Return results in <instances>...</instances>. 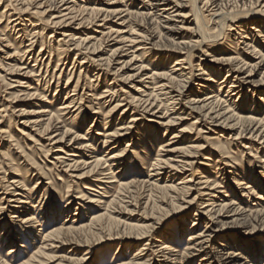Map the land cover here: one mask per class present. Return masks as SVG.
<instances>
[{
    "label": "rangeland",
    "instance_id": "rangeland-1",
    "mask_svg": "<svg viewBox=\"0 0 264 264\" xmlns=\"http://www.w3.org/2000/svg\"><path fill=\"white\" fill-rule=\"evenodd\" d=\"M7 1L8 0H1L0 13L1 11H3L4 6L7 5ZM73 1L77 3L79 0ZM95 1L96 7L103 8L99 1L107 2L108 0ZM133 1L134 2L131 1L127 4L129 5V13H132L134 15L136 14V11L142 9V4L139 2L140 0ZM144 1L147 2L148 0ZM196 1H198L196 2V8L200 11V15L206 16L207 5L205 3L207 0ZM263 1L261 3H263ZM19 2L15 3L14 1L12 5L20 11H16L17 13H14L12 10H10L7 13L10 16V21L18 17H25L23 19L28 18L27 13L21 12V8L23 10H25V8L22 2ZM238 2L239 0H224V2H222V5L224 7H230L231 10H233L234 12L236 11V13H239L242 16L246 11L243 9H248L249 4L245 5L243 8ZM81 4L83 6L85 2L79 3V5ZM190 6L191 2L189 3L188 1V3H185V7L178 11L179 15L185 16L187 17V19H174V21L177 22H174L177 27L179 26L182 29L180 31L181 34L179 35V37L177 36L175 38V42L187 43L191 40H193L192 42L196 41L195 39H191L194 35L196 27H194L195 24L194 22H192L193 16L189 13L191 9ZM107 7L109 8V6ZM111 7L113 8V10L124 11V7H121L120 5H114ZM44 8H42V10ZM29 9H31L28 11L29 14L34 12V8H32L31 6L29 7ZM42 10L38 9V11ZM21 13L23 16L20 15ZM45 14L48 16L49 14L53 13L48 10ZM46 15H39L41 20H43L42 23L40 22L39 26L43 29L41 37L47 44L50 41V44H52L53 48H55L58 39L63 38L61 37L62 31H60V29L57 30L50 27V24L47 25V22H45V19L47 18ZM39 16L37 17L35 15H32L29 17L32 21L37 22L38 19L36 18H39ZM125 16V13H123L108 17L105 22V24H107L105 25V28L108 26L114 27L113 23H117V25L120 24L122 20L119 19H123ZM80 18L81 17H77L78 20ZM99 19H102V16ZM74 23H77V21H74ZM130 23H133L132 27L134 31V36L143 37L144 34V38L146 41L143 38H139L137 41L138 43L134 45V48L127 51V49H129L131 46L126 45L123 50L125 52L120 53L119 56H116V58H114V62L112 63L110 72L106 74V81L108 84L112 83L114 73L120 71L118 74L119 77H116L114 79V84H111L110 86L111 88L114 87V90L118 93L119 98L116 99L115 102H113L109 107H107L108 104H106V106L102 108H100V106L98 105L99 102L97 101H93L92 104L88 102L89 98L87 97V95L98 96L105 91V83L103 84L102 71L100 72V81L98 83H95V74L96 72H98V68L95 66V64L89 62V60L93 59L96 62L98 60V56L105 58L107 57V55H109L112 50L118 49L119 46L115 44V41L108 42V44L105 45L106 41L104 42V40L106 37L101 36V26L98 27V25L102 24L101 20L96 21L93 25H86L84 27L86 31L85 33H90L93 30L97 32L94 35V38L96 36L97 39H104L101 50L99 52L96 51L95 54H88V52H81L83 54H80L79 52L72 51L64 53L62 55V60L60 61V67H56L57 56L55 51H53V56L51 57H49L48 53L45 54L43 52L42 55H37V51H39V44L41 41L37 38V44L34 45V52L32 55L33 58H37L36 55L38 56L37 62L34 63V60L32 58L29 60L23 59L21 61L22 52L20 51L22 49L16 51L19 52L18 54H14L13 51L18 47V45L15 44L17 41H20V39L24 37L22 46L27 45L28 43L26 41L32 39V37H34L33 34L36 33L32 29V26H29V23H21L23 27L21 26L13 29L10 25L6 28L5 32L2 33L3 37H0V39H2L0 40L1 69L6 71L5 68H8V65H16L18 66V69H21V67L23 66L26 69L17 72L18 74L16 75H6L5 72H1L0 70V76H5L6 78V82L4 83L0 79V110L2 109L4 111L0 113V156H5L4 158H7L9 156V158L5 159L6 161H3V159L0 158V163H3V165H1L0 167V201L4 198L3 207L5 206L6 208L3 212L4 214H0V239H2L3 229L4 227H6L5 225L9 223V217L12 213V210L9 209V207L13 205L5 202L10 200L11 198V196L6 195L5 193L7 192V194H11V192L17 191V193L21 194L22 191L15 189V187H11V191H5V185L6 182H10L13 178H15L14 175H20L16 177L15 180L18 181L26 177V179L24 180V185L26 186L24 189L26 193L29 192L31 188L35 185L38 188V190L36 188L30 194L29 200L25 199L30 204L24 205V210H22L23 213L20 215L21 217L28 215L33 205L36 207H43L45 209H49L52 205L57 206L61 210L65 208V213L61 217H57L54 220L50 219L51 216H45L43 215V213L40 214V216L38 217L39 221L41 224H44V227L46 229H50V227L56 226L63 227L62 229L64 230L65 228L69 227L73 221L75 226H87L91 219V215L103 214L104 212H107L109 217H111V220L108 224L109 226H103L102 229L99 231L85 232L79 234L63 233L60 241L58 243H54L53 249L51 251H46V254H51L49 255L48 259L42 260L41 258H37L38 262L44 261L43 264H122L128 262L129 259L133 258L134 255L137 254L138 247H141L144 244L148 245L146 246V248H148L149 251L142 252L141 255L147 253V261L149 262V264H160L163 258H161L162 256L155 254V251H158V248H154L157 244H154L153 240L157 239L158 237L167 239L172 235L171 232L173 230H182V232L190 230V228L192 227V222L195 219L198 220L196 222L198 226L194 228L197 233L203 232L205 229V224L209 223L211 227L210 232L213 233L215 236V238L209 243L208 249H206L208 253H213L223 249L219 248V245H224L225 241L229 243L239 240L240 246L238 247H242V249L246 250V252L242 250V255L245 258V260L243 259L241 261L242 263L245 262V264H264V226L261 225V221L264 217L262 218L260 216H254L256 215V212H260V210L261 212L262 210L264 212V149H262V147L258 145V142L248 139L247 135H244L245 138H239L238 140L234 141L237 131L227 132L226 129L218 128V123H215V120L204 121L203 118L198 117V112H194L191 109L189 110L187 101H184L180 105H177L178 107H176V109H182L181 111H178L179 117H170L178 120L175 121V124L173 126L168 127H162L161 125L157 126V124H153L161 122V120L157 119L156 117L162 116L161 114H163L162 112L164 111L162 110V107L157 111L156 108H154V110L148 112V114H145L141 109L136 107L135 104H133L132 107L128 108V110H130L127 112L125 123L126 125H129L131 127L130 131H132V135L134 136V138H138L139 135L141 136L143 126L150 125V127L152 126L157 129L159 140L150 143L144 141L143 146L138 145L137 148L136 145H133L136 144V141H132L133 136L130 134L128 138L122 140L120 144L115 145L117 147L116 150H108L106 155H108V153H117L122 151L126 141L130 140V144H132V147L128 148L130 152H128L129 154L127 155V168H125V170H122L117 166L113 167L112 172L114 174L113 177L115 179L113 180L112 184H101V187L105 190L104 192L98 190V193H87L83 190L84 186H94L95 183L91 182L88 179H77L79 175L83 173L82 168H79V170H76L75 172H68L66 170V167L64 166L60 167V165H57V170H53V168L49 164L52 162L49 155H53V151L56 148L55 146H49L51 145V143L46 141L49 136H43L38 132L40 128L39 126L45 123V121L43 120H45L46 117H44L43 119H36L35 117L39 116L36 115V113L41 109V107H49L47 108L48 111H52L54 113V110H57L62 106L61 104L69 102L65 100V98L67 97L66 93H70L72 88L75 86L80 67H82L80 74L83 75V77H81L79 87L77 88V91L75 93L79 96H81L82 93L85 94V97L83 98L84 100L82 101V104L80 106L83 110V117L86 118H83V122L81 119H74L75 114L77 112L73 113V111L77 109V107L79 106L78 104L71 110L59 113V115H62L59 119L60 124H57L55 126L57 127L56 130H60L61 128H63V130L65 128L71 130L70 135L65 138L64 142L66 143V146L64 147H66V151H69L71 149L75 152V158L72 159L80 162H91V159L83 158L84 155H82V153L84 151H79L80 145L78 144H80V142H72L70 144L69 142L72 138H74V135L83 137L88 134V138L95 135V133L99 132L101 128H98L97 126V128L93 127V129L89 130L91 128V121L93 118H95L96 121L100 122V124L102 125L103 114H106L110 107H113L115 104L118 103V101L122 100H125V102H122V104L127 105V103L130 102L129 99H127L129 95L139 98V96L136 95L137 91L138 93L142 94V91L147 92V88H151V86H148L146 88L145 86H138L135 88V90L137 91H131L130 88L133 87H130V84L125 85V82L120 79L121 75L125 79L126 77L132 75V70L140 66L141 62L142 66L146 67V70H144L142 73L143 77L145 78V74H147L146 76H149L150 74L156 71L159 74L163 72L166 73L169 70V67L172 65L171 63L173 59H183L185 55L187 56V53L191 55L192 57L190 56L189 61L192 64V69H190V67L186 64L182 65V67H178L180 70H184L183 74H186V79L184 78V80L186 81L183 80L182 85L185 86L184 96L185 98H188V96H191V91H195L196 85H198L199 81H201L200 79H207V76L209 74L208 68H217L216 65L213 64L212 58H217V56L220 57L224 54L230 55L229 50L234 51V49H230L229 47H227L226 44L236 48L235 43L239 42V45L237 46L236 50L238 53H240V58H242L243 60H247L246 62H251V64H255L258 62V56H255L251 53L253 47H255L256 51L264 53V33L259 34L253 31L249 32L251 36L248 37V40L243 41V39L239 38V35L242 34L243 31L239 32L238 35H235V33L237 32H227V30H224L225 33L221 35L222 37L218 36L221 41L218 39L217 42H210L206 44V46H201L202 48L197 47L193 50L188 49L183 51L184 54L182 52H178L177 50L176 51L178 53L176 51L167 52L164 49H169L171 43L169 41H162V43L158 41V39L156 38L159 34L155 32V29H153L154 31L150 29L153 27L143 24L144 22L139 17L134 18V16ZM6 25L7 20L6 18H3L0 23V32H3V28ZM205 25H207V23H205ZM125 26L127 27L128 24H125ZM210 27L213 26L210 25ZM250 27L251 26H248V29H250ZM127 30L128 29H123V31ZM48 36H51L52 38L48 40ZM227 37H229L230 41ZM112 38H114V36ZM143 46L149 51V53H147L146 55L145 60L142 59V61L140 62H133L135 63V65L127 63L129 62L132 53L139 49H143ZM163 55L165 57H170L171 59L169 62H164L162 65H158L162 66V69L157 68V64L152 63L151 57L156 56V59L163 60ZM85 57L87 58L85 60L86 64L80 66L81 61ZM96 65L98 64L96 63ZM88 66L89 69L87 68ZM84 68L88 69V72L86 74L87 76L85 77L83 71ZM29 69H32L33 71V73H31V76H21L24 72L28 71ZM202 69L204 70L203 72L206 73L205 75H201L203 73L201 71ZM226 69L220 72L221 78L225 77ZM189 72L191 75L189 74ZM263 73L264 66H261V68L254 72L253 76L251 78H248L247 80L257 82L261 78V75H263ZM231 74L232 73H230V76ZM52 75L53 78L51 79ZM246 75L247 74L245 72L241 76V78L246 77ZM68 77H72L70 78L71 81L68 80ZM220 77H218V79H213L214 83H211V86L214 87L215 91H217L216 87L219 81H225L227 79V77H225V79L219 80ZM85 78H87V80H85ZM91 79L93 82L90 84L87 83L88 80L90 82ZM17 80H19V82ZM228 80H226L223 85L222 91L219 94L220 98L227 102L226 105L234 102L236 106L249 110V106L246 105L245 100L248 99V101H250L251 103L252 95L250 93H245L246 96L244 95V99H235L234 96L224 98L226 96V90L228 89L227 87H224L227 86ZM138 81V79L134 80V86L138 85ZM158 81L159 80H156V82ZM162 82L166 83L165 81ZM145 83H149V81L145 80ZM8 84H10L13 88H9L7 86ZM88 84L90 86L92 85V87H98L87 88L89 86ZM172 87H174V89L179 88L177 83L172 85ZM25 88H27L28 91H24ZM56 89L58 90V93L55 92ZM35 91L36 93L34 94ZM26 93H29L31 97H26ZM207 93L209 92L204 90L200 94H192L191 98L198 99V101H201L204 99V96ZM38 94H40L41 96L37 97ZM259 94V92H256L257 96H259ZM54 95H56L55 98H53ZM77 98L78 97L76 96L75 99ZM144 98L145 97H142L141 100H143ZM262 98L264 99V97ZM49 101L52 102L50 106H48ZM101 103H103V101H101ZM90 106H92V108L89 111L88 108ZM92 109L94 112H98L99 114L96 116H92ZM123 109L124 108H122L118 114H121V111ZM256 109L260 110L258 112V115L260 118H262L264 116V102H257L254 107V110ZM69 112L70 114H68ZM153 112L155 113L154 115H156L155 117L151 116ZM133 115L135 118L133 117ZM131 117H133L135 121L131 122L130 124L129 122L131 121ZM198 118L199 121L193 124L191 127V129L193 130H188V127H190L189 125L194 123ZM118 123L119 121L116 122L114 120L110 124L116 125ZM95 124H93V126H95ZM164 129H166L165 132ZM215 129L217 131L214 132ZM180 130L186 131L183 133H179L178 131ZM198 130H201L200 133H202L199 136H197ZM8 133L12 137L10 141L12 143L11 145H9V139L8 137H6L8 136ZM174 136L176 137L173 138ZM205 139L209 140L208 143L207 141H204ZM212 139H216L219 140L221 143H224L222 147L224 148V151L228 152V155H222L221 157L219 155L220 153H217L215 151L216 148L215 146H213L214 141H212ZM161 142H164L163 145H168V143L169 145L163 147V151L158 152V145ZM82 143H85V141H83ZM15 144H18L21 150H18L17 147L14 146ZM94 145L98 148V151L104 150L103 138L96 137ZM40 146L45 147L46 149H52L46 159H44L45 155L44 153H42L43 151H37L41 148ZM255 148L259 150L257 151ZM133 150L136 153L135 157H131L133 156ZM172 150H175L177 152L172 154L167 152ZM21 151L24 152V154H21ZM186 151L195 152L196 154L194 156H189ZM183 153L187 154L189 158L183 156ZM23 155L30 156V159L33 160L34 163L42 167L43 172L47 176L43 177L41 174L39 175L36 170L34 171L33 169H31V162L27 160L25 162ZM167 155H170L172 157H168ZM86 156H88V154ZM158 156H161L159 157L160 159L170 160L169 162L171 165H174L176 162L177 164H179V168L181 167V165H183V163H191V169L190 167L185 166L184 171H181L179 169L178 172H176L170 169V165H161L160 169L158 171L156 170L157 173H155L154 171H152V167H150V165L154 163L155 159ZM225 157H227L228 159ZM10 162H12V164H10ZM27 164H29V166H27ZM216 165L218 168L217 170H215ZM11 168H16L20 172H15ZM27 170H29L28 174H26ZM150 170L151 172H149ZM190 170L193 173V178L191 180L193 183L186 185H178L180 183H183L181 181L182 178L189 177L191 175ZM65 172L67 173L65 174ZM235 173H237L238 175L241 174L237 179H242V174H244L243 179H245V181H243V184L245 186H235L233 182V177ZM202 176L204 178L208 177L210 181L217 180V182H219L221 188L216 190L213 195L215 196V202H217V204L220 203L218 201L232 199L236 203V205L240 206L242 212H244V215L247 216L249 214H252V217H250L249 219L250 222H248L246 225H240V223L238 222H231L230 220L223 218L222 223H218L217 220L211 223L209 222V220H207L206 216H201L199 214L201 211L200 207H202V203L205 202L204 200H206L207 198L202 197V195L212 193L208 190L211 187L205 188L206 185L201 184L202 182H204V179H200V177ZM247 177L254 178L253 182H250ZM105 180L106 179H104L103 181L106 182ZM148 180H156V187L175 186L173 190L169 191V194H171L172 196H176L175 202L173 204H170L169 200L167 199L165 200V203H163V193L161 192L160 194L155 189L152 190L153 188L151 189L152 191L149 190L150 188L147 187L149 185L147 184ZM255 181H259L260 184H255ZM127 183H133L131 189H123L121 191L118 190V185H125ZM247 185L253 188V190H251L250 187L247 190H243ZM188 186L193 187L190 188L189 194H186V196L182 199L181 195L183 194V192H179V190L182 187L186 188ZM18 187L20 189L21 186L18 185ZM67 187H70V189H67ZM92 188L97 190L95 187ZM175 189H177V191ZM149 191H151V200H149L148 205L145 206V202L147 200L146 198L149 195ZM255 193L256 195L259 194L258 196H261L262 199L258 200V196H255ZM84 194L86 196L94 197L96 200L101 199V204H87V200L84 199L86 197L80 198ZM225 194H227V197L229 198H225ZM68 199L70 200V204L67 205ZM111 200H114V203H112L113 205H110ZM34 209L36 210V212L38 211L37 208ZM74 214H76V216L73 217ZM195 214L199 215V217L194 218ZM259 218L262 219L259 220ZM183 223H185V225ZM36 230L37 231L34 232V239L33 236H28L30 237V239L32 238V241H23V239L28 238L26 237L27 235L25 233L20 234L22 236L12 237V240L10 239L11 241L9 240L7 243H5L3 240H0V242L2 243V247L0 248V258L2 260H6L7 264H23L24 262L29 260L30 256L36 252L37 245H40L42 243V235L39 233L40 230L38 228ZM147 231L149 232L148 237L146 236V238L137 241L129 240L128 238L124 237L125 235L137 234ZM14 232L17 233L15 230H13L12 233ZM14 239H16V241ZM186 243L187 236L185 235V237L180 240V247L185 248ZM15 244L16 247L14 246V249L16 253L9 254V250L12 249L13 245ZM254 246L256 247V249H252ZM247 247L250 248L249 251ZM227 250L231 251L232 253H235L234 255L241 252L238 251L237 247L231 248L230 246H228ZM200 259L196 258L194 260H191L190 264H202L200 261H198Z\"/></svg>",
    "mask_w": 264,
    "mask_h": 264
},
{
    "label": "bare ground",
    "instance_id": "bare-ground-1",
    "mask_svg": "<svg viewBox=\"0 0 264 264\" xmlns=\"http://www.w3.org/2000/svg\"><path fill=\"white\" fill-rule=\"evenodd\" d=\"M14 1H15V3L19 2V1L22 2L25 10H23L21 8V12L27 13L28 18L23 19L25 17H23V18H20V17L16 18L15 17L16 19L13 18L14 20L11 19L12 21H10V16L7 13L10 10H12L14 13H17L16 11H20V10H17L12 5V3ZM109 1H111V2H109ZM131 1L134 2L133 0H108L107 2L99 1V3H101V6L103 7V8H99V7L95 6V4H96L95 0H84V1L79 0L78 1L79 3L85 2V4L83 6H82V4L79 5L78 2L76 3L73 0H40V1H37V0H25V1L24 0H8L7 5L4 6L3 11H1V13H0V23H1V20L3 18H6V20H7V25L3 28V32H0V37L3 35L2 33L5 32L6 28L10 25H11V28L13 29V28L21 27V26L23 27V25H21V23H26V22L29 23L30 24L29 26H32V29L36 33L33 34L34 37H32V39L26 41L28 43L27 45L22 46L24 37H22V39H20V41H17L15 44H17L18 47L13 51L14 54H16V53L18 54L19 52H16V51L22 49L20 51V52H22L21 61L23 59L29 60L32 58L34 60L33 62L35 63V62H37L38 56L42 55V52L45 54L48 53L49 57H51V56H53V51H55L56 56H57L56 57L57 58L56 67H58L59 65H61L60 61L62 60V55L64 53H68V52L72 51V52H79L80 54H83L84 52H88V54L89 53L95 54L96 51L99 52L101 50L104 39H101V38L97 39L96 36L94 38V35L97 33L96 31L92 30L90 33H85L86 31L84 29V27L86 25H93L96 21L101 20L102 24L98 25V27L101 26V30L99 28L101 36L106 37L104 40V42L106 41L105 45L108 44V42H111V41L114 42L115 41V44L119 46L118 49L112 50L109 53V55H107V57H105V58L98 56V60L96 62L93 59L89 60V62L95 64V66L98 68V69L96 68L98 72H96V74H95V76H96L95 81H94L95 83L96 82L98 83L100 81L99 77L101 75L100 72L102 71L103 84L105 83V91L98 96L87 95V94L86 95L89 98L88 99L89 103L92 104L93 101H97V102H99L98 105L100 106V108H102V107L106 106V104H108L107 107H109L113 102H115L116 99L119 98V95L114 90V87L111 88L110 86H111V84H114V79L116 77H119L118 74L120 71H118L117 73L116 72L114 73V75H113L114 78H113L112 83L108 84L106 81V76H107L106 74L110 72V68L112 66V63L114 62V58H116V56H119L120 53L125 52L123 50L126 47V45L131 46L129 49H127V51H128V50L134 48V45H136L138 43L137 41L139 38H143L145 40L144 34H143V37L134 36V33H133L134 31H133V27H132L133 23H130L133 16H134V18L139 17L144 22L143 24L153 27L150 29L151 30L155 29V32H157L159 34L158 37L156 38V39H158V41H160L161 43H162V41L163 42L169 41L171 43V46H170L171 49L170 48L164 49L167 52L177 50L178 52L183 53V51L188 50V49L193 50L197 47L202 48L201 46H206V44H208L210 42H212V43L217 42V40L219 39L218 36H221L225 33L224 30L225 31L227 30V32L235 31V32H237V33H235V35H238L239 32L243 31V33L239 35L240 36L239 38L243 39V41L249 39L248 37L251 36V34L249 32L253 31V32L259 33V34L264 33V1L263 0H239L238 3L241 4V6L243 8L245 5L249 4L248 9H243L246 11H245L244 15H242V16L239 13H236V11L234 12L233 10H231L230 7H224L222 5V2H224V0H207L205 3L207 5L206 6L207 15L205 14L206 16L200 15V11L196 8L197 7L196 2H198L196 0H148L147 2H145L144 0H140L139 2L142 4V7H141L142 9H139V11H136L135 12L136 14L133 15L132 13H129V10H128L129 5L127 4L128 2H131ZM188 1H189V3L191 2V6H190L191 9H190L189 13L193 16L192 22H194V24H195L194 27H196L194 35L191 39H195L196 41L192 42L193 40H191L187 43H178V42H175V38L177 36L179 37V35L181 34L180 31L182 29L179 26L177 27V25L174 23V22H176V21H174V19L175 18L187 19V17L179 15L178 11L180 9L184 8L185 3H188ZM235 1H237V0H235ZM262 1H263V3H261ZM0 2H1V0H0ZM114 5L115 6L120 5L121 7H124V11L113 10V8L111 6H114ZM30 6L32 8H34V12H32L31 14L35 15L37 17L39 15H46L45 13L48 10L53 13V14H49L48 16L46 15L47 20L45 19V22H47L46 23L47 25L50 24L51 26L50 25L49 26L54 28V29H57V30L60 29V31H62L61 37H63V38L58 39V41L56 42L55 48H53V45L50 44V41L47 44V43H45L44 39L41 37L43 29H42V27H39V26H40V22L42 23L43 20H41L40 16H39L40 19L36 18V19H38L37 22L36 21L34 22L30 19L29 16H32L31 14L28 13V11L31 10V9H29ZM107 6H109V8ZM42 8H44V9L42 10ZM38 9L39 10L41 9L42 11H38ZM123 13H125L126 16L123 19H119V20H122L120 24L117 25V23H113L114 27L108 26L105 28V25H107V24H105V22L108 19V17L123 14ZM20 15H22V13ZM101 16H102V19H99ZM77 17H81V18L78 20ZM74 21H77V23H74ZM205 23H207V25H205ZM125 24H128V26L126 27ZM210 25H212L213 27H210ZM248 26H251L250 29H248ZM123 29H128V30L123 31ZM246 29H247V31H246ZM113 36H114V38H112ZM257 37H258V35H257ZM260 37H263V36H260ZM36 38L40 39L41 41L39 44V51H37L38 56L36 55L37 58H33L32 55L34 52V45L37 44ZM50 38H52V37L48 36V40H50ZM227 38L229 40V37H227ZM0 40H2V39H0ZM255 44H256V42H255ZM238 45H239V42L235 43V46H236V48H235L233 46L226 44L227 47H229L230 49H234V51L229 50L230 55L224 54V55H221L220 57L217 56V58H212V62H213V64L216 65L217 68H208L209 74L207 76V79H205V78L200 79L201 81H199V84L196 85V87H195L196 93H195V91H191V93H190L191 96H188V98H185V96H184L185 86L182 85V82H183L186 74H183L184 70L182 71L178 68V67H182V65L186 64L190 67V69H192V64L189 61V58L191 55H189L188 53H187V56L185 55L183 59H179V58L174 57L175 59H173V61L171 63L172 65L169 67V70L166 73L163 72V73L159 74L156 70H154L156 72H153L149 76H146L147 74H145V78H144L142 73L144 70H146V67L142 66V62H141V65L138 66L136 69L132 70L133 74L126 77V79L123 78L121 75L120 79L125 82V85L130 84L131 85L130 87H133V88H130L131 91H137V90H135V88L138 86H141V87L145 86V88L148 86H151V88H149V89L147 88V92L142 91L141 92L142 94L138 93V91H137L136 95H138L139 98H136L135 96L129 95L127 99H129L130 102L127 103V105H123L122 102H125V100H122V101H118V103L115 104L113 107H110L109 110L106 112V114H103L102 125L100 124V122L96 121L95 118H93L91 121L92 125H91V128L89 130L93 129V127L97 128V126H98V128H101L99 130V132L95 133V135L91 136L90 138H88V134H86L83 137H79V136L74 135V138H72L70 140L69 144L72 142H74V143L80 142V144H78V145H80L79 151H84L82 153V155H84L83 158L91 159V162H86V161L80 162V161H75L74 159H72V158H75V155H76L75 152L72 151L71 149L69 151H66V147H64V146H66V143L64 142L65 138L70 135L71 130L67 129V128H65L64 130H63V128H61L60 130H56L57 127L55 126L57 124H60L59 119L61 118L60 116H62V115H59V113L71 110L75 106H77L78 104H79V106L77 107V109H75L73 111V113L77 112L75 114L74 119L75 118L81 119L83 122L84 119L86 118V117H83V110H82V107L80 106L82 104V101L84 100L83 98L85 97L84 96L85 94L82 93L81 96H79L78 94L76 95V93H75L77 91V88L79 87L80 79H81V77H83V75L80 74L81 68H82V67H80V71H79L75 86L72 88L70 93L69 92L66 93L67 97L65 98V100H67L69 102L61 104L62 106L59 109L54 110V113L52 111L51 112L48 111L47 108H49V107H41V109L36 113V115H39L38 117H35L36 119H43L44 117H46L45 120H43V121H45V123H43L39 126L40 128H39L38 132L43 136H49L46 141L51 143V145H49V146H55V148H56L53 151V155H49V152H51V150H52L51 148L46 149L45 147L40 146L41 148L37 151H43L42 153H44V155H45L44 159H46V157L48 155L50 156L52 162L49 164L51 165L53 170H57L56 169L57 165H60V167L61 166L66 167V170L68 172H70V171L75 172L76 170H79V168H82L83 173L81 175H79V177L77 179L78 180L88 179L91 182L95 183L94 186L93 185L84 186L83 190L86 191L87 193H89V192L98 193L97 192L98 190L104 192L105 190H104V188L101 187L102 186L101 184H104V185L105 184H112L113 180L115 179L113 177L114 174L112 172L113 167L117 166L120 169L125 170V168H127V165H128L127 155L129 154L128 152H130L128 150V148L132 147V144H130V142H131L130 140L125 142V146L122 149V151L117 152V153H108V155H106L108 150H110V151L116 150V148H117L115 146L116 144L117 145L120 144L122 140H125V138H128V136L130 134L131 135L133 134L132 131H130L131 127L129 125H126V123H125V120L127 117V112L130 110V109L128 110V108L132 107L133 104H135L136 107L141 109L145 114H148V112L153 111L154 108H156V111H157L162 107V110H164L162 112L163 114H161L162 116L159 115L161 117H156L157 119L161 120V122L153 123V124H155V125L157 124V126L161 125L162 127H168V126H173L175 124V121L178 120V119L171 118L170 116L179 117L178 111H181L182 109H180V108L176 109V107H178L177 105H180L184 101H187V105L189 106V110L191 109L194 112H198L197 113L198 117L203 118L204 121L205 120H209V121L215 120V123H218V126H217L218 128L226 129L227 132H232V131L236 132L237 131V134L235 136L234 141L238 140L239 138H245L244 135H247L248 139H251L255 142H258V145H260L262 147V149H264V116L262 118H260L258 115V112L260 110L259 109L254 110L255 104L257 102H264V99L262 98V97H264V94H263L264 90H261V89H264V73H263V75H261V78L257 82H252L250 80H247L248 78H251L253 76L254 72L259 70L261 68V66H264V53L256 51L255 47H253V49L251 50V53L255 56H258V58H257L258 62L255 64H251V62H246L247 60H243L242 58H240V53H238L236 50ZM139 46H141V45H139ZM155 46H157V45H155ZM63 48H64V50H63ZM142 48L143 49H139V50L133 52L129 62H127V63H131V64L135 65V63H133V62H135V61L140 62V61H142V59L145 60L146 55H147V53H149V51L147 49H145L144 46ZM229 48H227V49H229ZM81 52H83V53H81ZM223 52H226V51H223ZM224 56H226V57H224ZM213 57H215V56H213ZM151 58H152L151 59L152 63L157 64V66L162 65L164 62L165 63L169 62L171 59L170 57H167V56L165 57L164 55H163V58H164L163 60L156 59V56H153ZM86 59L87 58L85 57L81 61V63H80L81 65L80 64L79 65L80 66H82L83 64L85 65ZM96 63L98 65H96ZM0 65H1V62H0ZM47 66H48V64H47ZM157 66H155V67H157ZM7 67L8 68L3 67V68H5L6 71L2 70L0 67L1 72H5L6 75H14V74L16 75V74H18L17 72H20L21 70L26 69L23 66L21 67V69H18V66H16V65H14V66L8 65ZM161 67L162 66H158L157 68H161ZM87 68L89 69V66ZM87 68H84V70H83L84 71V77L87 76L86 75L88 72ZM224 69H226L225 70V72H226L225 77H227L226 80H228V78H229V80L227 81V86L224 87V88H226V87L228 88L226 90V96L224 98L234 96L235 99H240V98L244 99L245 93H247V94L250 93L252 95L251 103H250V101H248V99L245 100L246 105L249 106V110H246L245 108L236 106L234 104V102L226 105L227 102H225L222 98H220L219 94L222 91L223 85L226 82V80L225 81H223V80L219 81V83L217 84V87H216L217 91H215L214 87L211 86V83H214L213 79H216V78L218 79V77H220V72L224 71ZM201 71L203 72L204 70L202 69ZM244 71L246 72L247 75H246V77L241 78V76L245 73ZM31 73H33V71H32V69H29L28 71L24 72L23 75H21V76H31ZM230 73H232L231 76H230ZM189 74H190V72H189ZM205 74L206 73L203 72L201 75H205ZM53 75L51 76V79L53 78ZM225 77L224 78L220 77L219 80L225 79ZM57 78H59V77H57ZM70 78H72V77H70ZM70 78L68 80H70ZM0 79L3 83L6 82L5 76H0ZM135 79H138L139 81L137 82L138 85L134 86L133 82ZM85 80H87V78H85ZM145 80H148L149 83H145ZM156 80H159V81L156 82ZM17 81L19 82V80H17ZM162 81H165L166 83H163ZM184 81H186V80H184ZM92 82L93 81L91 79V81L89 82V80H88L87 83L90 84ZM176 83H177L179 88L174 89V87H172V85H174ZM88 85H85V86H88ZM7 86L9 88H13V87H11L10 84H8ZM97 87H92V85L91 86L89 85L87 88H97ZM27 88H25L24 91H28ZM251 88H252V90H251ZM204 90H206L209 93L205 94L203 100L198 101V99L191 98L192 94H200ZM55 92L58 93V90L56 89ZM256 92H259L261 95L259 94V96H257ZM35 93H36V91L34 92V94ZM146 93H148V94H146ZM174 94H176V95H174ZM56 95H54L53 98H55ZM11 96H16V95H11ZM25 96L31 97L29 95V93H26ZM40 96L41 95L38 94L37 97H40ZM76 96L78 97L77 99H75ZM142 97H145V98L143 100H141ZM15 98H17V97H15ZM101 101H103V103H101ZM76 102H78V103H76ZM50 104H52L51 101H49L48 106H50ZM169 107H171V108H169ZM91 108H92V106H90L88 108V110L90 111ZM122 108H124V109L121 111V114H118ZM1 112H4V111L1 109L0 113ZM68 114H70V112ZM98 114H99L98 112H94L92 109V112H91L92 116H96ZM154 114L155 113L153 112L151 114V116L155 117L156 115H154ZM263 115H264V113H263ZM133 117H134V115H133ZM133 117H131V121L129 122L130 124H131V122L135 121V119H134L135 117L134 118ZM114 120L116 122L119 121V123L116 125L110 124ZM198 121H199V118L194 123L189 125L190 127H188V130L192 131L193 130V129H191L192 125L197 123ZM147 123H149V122H147ZM228 123H230V124H228ZM93 124H95V126H93ZM62 130H63V132H62ZM165 130L166 129H164V132H165ZM185 131L186 130H180L178 132L183 133ZM200 131L201 130L197 131V133H198L197 136L202 134V133H200ZM215 131H217V130L215 129L214 132ZM141 132H142V134H141V136L139 135L138 138H134V136L132 135L133 136L132 141H136V144H133V145H136L137 148H138V145L143 146L144 141L150 143V142H153V141L156 142L159 140V136L157 134L158 131H157V129H155V127H152V126L150 127V125L143 126ZM217 133H222V132H217ZM6 137H8V139H9L8 143H9V145H11L12 143L10 141H11L12 137L10 136L9 133H8V136H6ZM96 137L103 138V149L104 150L98 151V148L94 145V141L96 140ZM175 137L176 136H174L173 138H175ZM216 139H212V141H214L213 146H215V148H216L215 151L217 153H220L219 155L221 157H222V155H228V152L224 151V148L222 147L224 145V143H221L219 140H216ZM83 141H85V143H82ZM204 141H207V143H208L209 140L205 139ZM163 144H164V142L163 143L161 142L158 145V148H159L158 152L163 151L162 148L169 145V143H168V145H163ZM14 146H16L18 150H21V148L18 146V144H15ZM256 150L258 151L259 149H256ZM167 152L172 154V153H175L177 151L172 150V151H167ZM186 152L189 154V156H194L196 154L195 152H188V151H186ZM86 153L88 154V156H86L87 155ZM185 153H183V156L188 157V155ZM21 154H24V152L21 151ZM92 155H94V156H92ZM132 155L133 156H131V157L136 156V153L134 150L132 152ZM167 156L172 157L170 155H167ZM4 157L0 156V158H2L3 161H6L5 159L9 158V156L7 158H4ZM23 157H24L25 162H26V160L31 162V164H32L31 169H33L34 171L36 170L39 173V175L41 174L43 177L47 176L43 172L42 167L39 166L38 164L34 163L33 160L30 159L31 158L30 156H24L23 155ZM159 157H161V156H158L155 159L154 163L152 165H150V167H152V171H154L155 173H157L156 170L158 171L160 169L161 165H168V166L170 165L171 166L170 169L172 171H176V172H178L179 169L181 171H184L185 166H187V167L191 166V163L187 162V163H183V165H181V167L179 168L178 167L179 164H177L176 162L174 165H171L169 162L170 160H163V159H160ZM225 158H227V157H225ZM10 164H12V162H10ZM1 165H3V163H0V167H1ZM14 166H16V165H14ZM27 166H29V164H27ZM190 169H191V167H190ZM217 169L218 168L216 165L215 170H217ZM12 170H14L15 172H20L16 168L12 169ZM28 172H29V170L26 171V174H28ZM149 172H151V170ZM190 172H191V170H190ZM66 173L67 172H65V174ZM17 174H19V173H17ZM190 174L191 175L189 177H185L182 179L180 178L183 183H180L178 185H181V184L186 185V184L193 183L191 181L193 178V175H192L193 173L191 172ZM240 175L241 174L238 175L237 173H235V175L233 177V182H234L235 186H237V187L244 185L243 184V181H245V179H243L244 174H242V177H241L242 179H237V178H239ZM14 176H15V178H13L12 181L6 182V185H5L6 190L5 191H11L12 190L11 187H15V189L22 190V191H21V194L17 193V191H13V192H11V194H9V193L7 194V192L5 193L6 195L11 196L10 200L5 201V202H7L9 204H13V205L9 207V209L12 210L11 211L12 213L10 214V217H9V223L7 225H5L6 227H4V229H3L2 239H0V240H3L5 243H7L10 239L12 240V237L22 236L20 234H24V233L27 235L26 237H28V236L32 237L33 236V239H34V232L37 231L36 230L37 228L40 230L39 233L42 235V238H41L42 243L40 245L39 244L37 245L36 252L33 255H31L29 260H27L23 264H34V263L43 264L44 261L38 262L37 258H41L42 260L48 259L49 255H51V254H46V251H51L53 249L54 243L55 242L58 243L60 241L63 233H68V234L78 233L79 234V233H85V232L99 231L102 229L103 226L107 227V225L109 224V222L111 220L110 219L111 217H109L108 213L104 212L103 214L91 215V219H90L89 224L87 226H75L74 221H73L70 224V226L65 228L64 230L62 229L63 227H56V226H52V227H50V229H46L44 227V224H41L39 221L38 217L40 216V214L43 213V215H45V216H49V217L51 216L50 219L54 220L57 217H61L65 213V208H63L61 210L57 206L52 205L51 207L49 206L50 207L49 209H45L43 207H36L33 205L31 207V211H29V214L24 216V217H21L20 215L23 213L22 210H24V205L30 204L26 200H29L30 194L37 187H36V185L33 186L31 188V190L26 193L25 189H24L26 187L24 185V180L26 179V177L22 178L21 180L16 181L15 180L16 177H18L20 175H14ZM247 178L249 179L250 182H253V180H254V178H252V177H247ZM104 179H106L105 180L106 182L103 181ZM200 179H204V182H202L201 184H205L206 185L205 188L211 187L208 190L212 192V193H207V194L202 195V197H207V198H206V200H204L205 202L202 203L203 204L202 207H200L201 211L199 214L201 216H206L207 220H209V222H211V223L214 222L215 220H217L218 223H222L223 218L230 220L231 222H238V223H240V225H246L248 222H250L249 219H250V217H252V214H249L247 216L244 215V212H242V209L240 208V206L236 205V203L232 199H229V200L225 199L223 201H218V202H220L219 204H217V202H215V196H213V195H214L216 190L221 188V186L219 185V182H217V180L210 181V179L208 177L204 178L203 176L200 177ZM155 182H156V180H148L147 181V184H149L147 187L150 188L149 190H151L153 188L152 190L155 189L160 194L162 192L163 193L162 194L163 195V198H162L163 203H165V200L168 199L169 203L173 204L176 200V196H172L171 194H169V191L173 190L175 188V186L156 187ZM255 184H260V182L255 181ZM18 185L21 186L20 189H19ZM132 186H133V183H127L125 185L120 184V185H118V190H120V191L123 189L128 190V189H131ZM92 187H95L97 190L93 189ZM191 187H193V186H188L186 188L182 187L179 190V192H183V194L181 195L182 199L186 196V194L187 195L189 194ZM249 187L250 186L247 185L243 190H247ZM67 189H70V187H67ZM37 190H38V188H37ZM175 190L177 191V189H175ZM251 190H253V188H251ZM151 191H149V195L146 198L147 200L145 202V206H147L149 200H151L150 199L151 198V194H150ZM224 193H227V192H224ZM84 195H82V197H80V198L86 197L84 199L87 200V204H89V205L96 204V203L101 204V202H100L101 199L96 200L94 197H90V196H86V195L84 196ZM258 195H256V193H255V196H258ZM224 197L229 198V197H227V194H225ZM257 199L261 200L262 197L258 196ZM3 201H4V198L1 199V201H0V214L1 215L4 214L3 212L6 209L5 206L3 207ZM69 201L70 200L68 199L67 205L70 204ZM113 201L114 200H111L110 205L112 203H114ZM162 201H161V203H162ZM187 204H188V202H187ZM106 207H108V206H106ZM34 208H37L38 211L36 212V210ZM154 208H155V206H154ZM74 216H76V214H74L73 217ZM254 216L255 217L260 216L263 218L264 217L263 210H262V212H261V210H260V212H256V215H254ZM195 217H199V215L195 214L194 218ZM262 218H259V220ZM197 221H198L197 219L193 220L192 227L190 228V230H187L185 232L184 231L182 232V230H178V231L173 230L171 232L172 235L170 237H168L167 239H163L161 237H158L157 239L153 240V243L157 244L154 248H158V251H155L156 252L155 254L160 255V256H162L161 258H163L160 264H190V261L194 260L196 258H199V259L201 258L198 261H200L202 264H245V262H243V263L241 262L243 259L245 260V258L242 255L243 254L242 250H244V249H242V247H238V246H240L239 240H237L235 242H229V243L225 241L224 245L223 244L219 245V248H223V249L216 251V252H213V253L212 252L208 253L206 251V249H208L209 243L215 238V236L213 233L210 232L211 227H210L209 223L205 224V229L203 232L197 233V231L194 230V228L196 226H198L196 224ZM183 224L185 225V223H183ZM261 225L264 226V218L261 221ZM13 230H15L17 233H15V232L12 233ZM12 234H13V236H12ZM148 235H149V232L147 231V232H141V233H137V234L125 235L124 237L128 238L129 240L137 241V240L146 238V236L148 237ZM185 235L187 236V243H186L185 248H182V247H180V240L183 237H185ZM30 237L23 239V241L24 240H25L24 242L32 241V238L30 239ZM14 240L16 241V239H14ZM14 246L16 247V244L13 245V248L9 250V254H15L16 253ZM146 246H148V245L144 244L141 247H138L137 254L134 255L133 258L129 259L128 262L122 263V264H149V262L147 261V259H148L147 253L141 255L142 252L149 251V249L146 248ZM228 246H230L231 248L237 247L238 251H241V252L234 255L235 253H232L231 251L227 250ZM1 247H2V243L0 242V248ZM249 249L250 248H248V251H249ZM252 249H256V247L254 246ZM244 252H246V250H244ZM0 264H7V262H6V260H2L0 258Z\"/></svg>",
    "mask_w": 264,
    "mask_h": 264
}]
</instances>
